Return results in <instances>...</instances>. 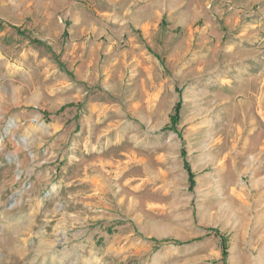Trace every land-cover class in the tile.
I'll list each match as a JSON object with an SVG mask.
<instances>
[{"label":"rangeland","instance_id":"374dc122","mask_svg":"<svg viewBox=\"0 0 264 264\" xmlns=\"http://www.w3.org/2000/svg\"><path fill=\"white\" fill-rule=\"evenodd\" d=\"M147 1L0 0V264H264V0Z\"/></svg>","mask_w":264,"mask_h":264},{"label":"crops","instance_id":"0c3cea01","mask_svg":"<svg viewBox=\"0 0 264 264\" xmlns=\"http://www.w3.org/2000/svg\"><path fill=\"white\" fill-rule=\"evenodd\" d=\"M154 3L152 1L149 2V0L144 4L143 7L139 8L138 10L148 9L150 7H153ZM137 9V6H135ZM54 10L55 7L52 8H46V11L44 12V17H42L39 20V24L37 26H40V34L43 35L42 40L47 41L46 44L51 47V50L53 53H59L58 51V43L62 37V35L67 31L66 29V23L69 21L68 19H65L64 25L61 24V22H57L56 18L54 16L51 17L50 10ZM138 14V13H137ZM135 25H133L134 29H138L142 37L144 38V42H141V45L136 42V39L129 35L128 41L125 44L127 49L124 50V53H133L132 51L134 48L138 49V53H186V48L180 47V49L175 47L173 51H171V47L167 45H162V40H159V36L154 35L153 29L155 30L160 21L155 20L153 22L150 19L140 20L137 16L135 19ZM237 26L235 23L233 24ZM75 26V23L72 24V27ZM234 28V27H232ZM86 28H81V34L85 31ZM152 31V32H151ZM222 37V36H221ZM152 38V39H151ZM185 44L188 43L187 40H185ZM103 45V41L101 42V46ZM106 47H108L107 50L110 48V44L107 40ZM145 45L148 47V49H145ZM231 50H229V53H243L240 46L233 45L230 47ZM108 52V51H107Z\"/></svg>","mask_w":264,"mask_h":264},{"label":"trees","instance_id":"16d2710c","mask_svg":"<svg viewBox=\"0 0 264 264\" xmlns=\"http://www.w3.org/2000/svg\"><path fill=\"white\" fill-rule=\"evenodd\" d=\"M179 106H180V103H178L174 109V115L171 117V124L172 125H175L176 122L178 121V111H179ZM189 179L190 181L192 180V175L189 173ZM222 247H223V255L225 256V243L224 241L222 240Z\"/></svg>","mask_w":264,"mask_h":264}]
</instances>
